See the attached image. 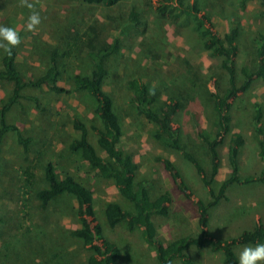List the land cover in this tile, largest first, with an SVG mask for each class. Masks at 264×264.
<instances>
[{
  "label": "rangeland",
  "instance_id": "374dc122",
  "mask_svg": "<svg viewBox=\"0 0 264 264\" xmlns=\"http://www.w3.org/2000/svg\"><path fill=\"white\" fill-rule=\"evenodd\" d=\"M176 1H181L184 6L197 5L203 14L211 17L222 35L231 29L233 23L242 26L240 51L235 59L240 85L244 80L242 69L254 70L258 63L254 38L264 31V6L258 0H247L245 8L242 0H174L175 4H178ZM161 2L121 0L120 4L105 8L83 4L80 0H0V25L14 26L20 32L17 61L24 66V76L28 79L39 75L45 67L36 51L44 48L45 43L56 44L59 38H66L69 32L58 35L64 29L79 30L83 35L93 25L100 30L102 39L111 42L114 36L121 38L120 54L113 62L120 81L113 83L115 77L112 75L105 88L114 92L116 103L124 113L120 146L131 152L139 163L138 176L151 181L153 197L168 192L172 198L166 205L167 214L153 217L161 239L167 243L200 232V210L196 199L208 202L211 196L194 164L184 157L182 151L157 140L154 137L157 127L136 113L125 88L126 79L145 72V80L152 78V84L163 87L162 100L169 94L181 95L186 90L181 95L183 105L174 118V127L179 128L185 149L200 159L210 176L211 154L201 134L211 139L216 136L219 130L217 116L204 96L205 91L197 96L192 84L194 80L201 82L202 74L213 73L222 77L224 69L220 67L221 58L211 55V51L203 47L204 39L194 16L185 12H180L177 17L170 13L163 15L158 10ZM27 3L33 4L34 9H29ZM133 6L141 15L142 25L139 27L128 19ZM32 10L40 13L41 23L34 31H26L27 18ZM3 52L4 49L0 48V54ZM69 63L78 71H91L85 60L72 57ZM60 84L70 88L65 80ZM208 86L215 90V81H209ZM12 89L13 83L0 82L1 103L9 98ZM187 91H192L196 97L191 100L185 95ZM49 92L47 86L38 90L25 89L26 94L43 98L45 104L49 101L51 108L38 109L34 101L22 98L8 113L9 122L17 124L34 139L26 155L16 134L9 132L0 154V264H88L91 251L82 240L70 235L71 230L80 226L76 201L62 196L42 208L36 196L38 189L46 185L43 165L49 160L56 163L61 175L71 172L91 188L106 236L122 249L117 264H159L156 251L144 241L139 228L130 229L126 221L113 228L108 225L104 215L107 203L115 201L134 212L133 204L120 194L113 180L100 177L87 160L68 147V143L80 135L72 123L75 115L85 120L95 117L89 108L90 100L79 92L60 95ZM231 101L232 132H240L245 137L239 154L240 173L242 176L258 175L263 161L259 155L260 135L256 130L255 116L259 104L263 110L261 125L264 126V79L256 78L247 91ZM90 140L100 149L93 131ZM229 141L230 135H227L219 146L221 165L213 184L216 191L231 173L227 155ZM158 156L169 157L175 162L194 198L187 197L174 183ZM27 165L36 168L38 182L28 194H24L21 167ZM227 194L228 199L221 200L209 211L208 228L212 235L223 240L231 239L253 229L259 219L264 222V183H233ZM255 245H237L235 249L239 256L244 247ZM191 253L200 264H226L223 254L210 248H194Z\"/></svg>",
  "mask_w": 264,
  "mask_h": 264
},
{
  "label": "trees",
  "instance_id": "16d2710c",
  "mask_svg": "<svg viewBox=\"0 0 264 264\" xmlns=\"http://www.w3.org/2000/svg\"><path fill=\"white\" fill-rule=\"evenodd\" d=\"M80 1L83 4L105 8H112L121 2V0ZM246 1L242 0L243 8L246 7ZM258 1L264 6V0ZM177 3L175 4L174 0H162L158 10L163 15L170 13L174 17H177L180 12L193 15L204 39L203 47L211 51V55L221 58L220 67L224 69L222 77L218 78L213 73L202 74L201 82L194 80L192 84L197 96L205 91L204 96L209 105L213 106L217 116L219 130L216 136L211 139L200 133L211 154L210 176L200 159L185 149L180 138V130L174 127V118L183 105L184 99L181 95L186 90L181 92V95L169 94L167 99L162 100L163 87L152 84V78L150 81L145 80V72L127 78L125 88L136 113L144 116L157 127L154 137L165 145L182 151L184 157L194 164L204 184L209 188L210 201L196 199L200 210V232L198 234L180 236L167 243L161 239L153 217L158 214H167L166 205L172 201V198L168 192L153 197L151 181L138 176L139 163L131 152L120 146L124 134V113L116 103L114 92L105 87L112 80V75L115 77L112 80L113 83L119 80L116 77L117 67L113 62L120 54L121 38L114 36L111 42L102 39L100 30L93 25H90L83 35L79 30L64 29L58 35L69 32L66 38L60 40L61 38L57 36L59 39L56 44L45 43L44 48L36 51L41 55L40 60L45 67L39 75L30 79L25 78V68L17 61V46L12 49L11 54L5 51L0 54V82L13 83L9 98L2 100V103L0 100V154L9 132L16 134L17 142L23 146L26 155L30 150V144L34 138L24 133L17 124L10 123L8 120V113L20 103L22 98L34 101L38 109L51 108L49 101L45 104L43 98L34 94H26V88L38 90L47 86L49 91L56 95L79 92L90 100L89 108L95 117L85 120L75 115L72 123L80 135L72 139L68 147L87 160L100 177L113 180L120 194L129 200L135 209L132 212L115 201L107 203L104 215L108 225L113 228L126 221L130 229L139 228L144 241L156 251L159 264H200L195 255L191 253L194 248L199 250L210 248L215 253H222L226 264H238L236 246L264 243V222L259 219L253 229L245 230L238 237L223 240L209 231V211L221 200L228 199L227 191L233 183H264V126L261 125L263 118L261 106L257 104L255 116L256 130L260 135L259 155L263 161V168L258 175H241L239 154L245 143V137L240 132H232L231 127V100L238 97L241 92L247 91L256 78L264 79V31L259 32L254 38L258 63L254 70L242 69L244 80L239 85L235 59L240 51L242 26L239 23H233L231 29L222 35L215 28L211 17L203 14L197 5L184 6L181 1ZM128 19L134 26L142 25L140 12L135 6L129 11ZM72 57L85 60L91 66V71L82 72L74 69L69 63ZM61 80H65L70 88L61 85ZM209 81H215V90L209 88ZM185 95L191 100L196 97L192 91H187ZM91 131L96 133L100 149L90 140ZM227 135H230L227 155L231 173L219 184V189L216 191L213 184L221 165L219 146ZM102 152H105V155ZM157 159L162 162L174 183L185 195L194 198V195L188 192L189 188L175 162L165 156H158ZM43 170L46 185L36 192L41 207L47 208L50 202L58 197H72L77 203L75 211L80 226L71 230L70 235L82 240L84 246L91 251L88 264H117L122 256V249L118 243L106 236L104 227L98 219L91 188L84 180L71 172H64L61 175L56 169V163L52 160L43 165ZM37 182V171L34 166L21 167V187L24 189V194H28ZM24 204L26 205L25 201Z\"/></svg>",
  "mask_w": 264,
  "mask_h": 264
},
{
  "label": "clouds",
  "instance_id": "9594fccd",
  "mask_svg": "<svg viewBox=\"0 0 264 264\" xmlns=\"http://www.w3.org/2000/svg\"><path fill=\"white\" fill-rule=\"evenodd\" d=\"M29 9L34 5L27 3ZM41 23V15L38 11L32 10L27 18L26 31H34ZM21 43L20 32L11 25H0V48L11 54L12 49ZM238 264H264V243H257L255 246H246L238 256Z\"/></svg>",
  "mask_w": 264,
  "mask_h": 264
}]
</instances>
